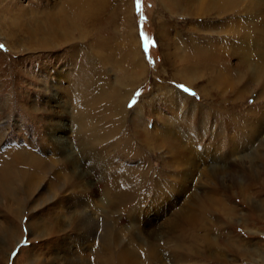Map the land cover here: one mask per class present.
Masks as SVG:
<instances>
[{"label":"rangeland","instance_id":"374dc122","mask_svg":"<svg viewBox=\"0 0 264 264\" xmlns=\"http://www.w3.org/2000/svg\"><path fill=\"white\" fill-rule=\"evenodd\" d=\"M57 1L60 5L63 2L0 0V151L16 146L32 149L41 156L47 134L44 132L53 130L59 118L69 131L64 146L69 144L73 154L64 152L75 158L81 169V131L73 115L89 113L85 126L90 128L92 144L105 155L107 179L106 191L93 200L111 193V183L120 169H134L144 175L140 181L144 186L131 201L124 202L116 213H102L110 228L116 227L112 215L116 216L126 257L147 259L148 255H140L149 248L147 245L154 248L156 244V254L164 264H264V126L253 139H248L249 132L259 128V122L243 126L246 118L242 117L243 121L225 124L234 115L244 116L255 109L259 110V118L264 115V86L251 74L254 68L264 69V0H192L189 4L176 1L181 7L175 11L168 10L159 0H102L101 11L80 28L86 36L80 37L75 31L67 43H52V50L30 48L25 28L35 33L38 28L32 21L42 24V12L52 10ZM164 1L168 4V0ZM20 10L29 13L20 14ZM3 20L15 21L16 32H9L5 24L2 30ZM132 33L139 48L129 51L130 58L125 43L129 44ZM203 51L226 56L228 71L212 65L204 78L196 75L193 87L189 86L177 71L186 67V60ZM74 55L77 56L73 60ZM111 93L126 95L121 104L124 120L116 122L117 130L112 129L118 110L110 104ZM54 100L62 103L66 118ZM30 117H34L36 126ZM134 122L138 124L135 129L139 136L150 135L151 143L144 145L142 138H135L131 126ZM117 132L124 140L132 136L135 147L142 152L132 156L126 148L121 149ZM161 135L168 141L154 146V137ZM228 138L230 144H226ZM171 149L178 150L183 158L173 160ZM61 170L72 178L70 184L56 190V198L62 203L58 200V204L41 207V193L30 198L18 195L10 200L0 196V264L66 261L68 249L63 247L68 246L66 241L78 238L77 222L81 216L64 213L70 207L65 197L79 201L85 181L68 165ZM178 171L185 176L182 182L175 180ZM51 177L48 174L44 183ZM91 178L96 181L93 171ZM187 178L190 179L186 183ZM17 204L23 207L15 215L18 219L12 212ZM183 209L203 219L204 229L197 231L196 241L187 239L182 243L179 232L173 234L170 230L169 222L176 220L177 212ZM85 211L93 219L100 215V211ZM51 212L54 217L59 215L62 229L50 227L53 220L47 218ZM69 217H75L72 225ZM37 221H43L50 230L45 234L31 230ZM2 228L12 229V240H7ZM156 234L158 243L154 241ZM204 237L212 240L215 247L206 246L210 243H204ZM176 246L187 252L183 261L179 256L172 259L169 254ZM79 248L77 253L81 252Z\"/></svg>","mask_w":264,"mask_h":264},{"label":"bare ground","instance_id":"6f19581e","mask_svg":"<svg viewBox=\"0 0 264 264\" xmlns=\"http://www.w3.org/2000/svg\"><path fill=\"white\" fill-rule=\"evenodd\" d=\"M53 1H55V0H53ZM159 1H161V4L164 7H166L168 10L171 9V10L175 11L179 7H181L177 4L178 2H184L185 4H189V2L192 0H168V4L165 3L164 0H159ZM176 1H177V3H176ZM103 5H104V2H102V0H63L61 5L59 4V2L57 4L52 5L53 6L52 10L45 12L46 10L43 8L45 10L41 14V16H43V18L45 19L43 21V23L40 24L37 21H32L35 28L36 29L38 28L37 31H35V33H33V32H31L30 29L28 30L25 28V30H24L26 32V36L29 38L30 48H33L35 50H40V49L43 50V49L51 48V50H52L53 49L52 43H57V42L62 43V44H63V42L67 43L68 40H70L72 38L71 37L72 33H74L75 31H77L79 33V35L81 34L80 37L86 36L83 34L84 32H82L80 29L82 26H85L82 24L83 23L84 24L89 23L90 20L92 19V17H94V15L96 13L101 11V7H103ZM212 7H214V4ZM25 12H26V14L29 13L26 10H24V12L22 10H20L19 13L23 14ZM181 12L182 11H180V13ZM220 12H222V10H220ZM263 18H264V16H263ZM28 19L31 21V18H28ZM10 20L9 21L3 20V22H1L2 30H3V26L5 24L7 26V30H9V32H16V30H15L16 22L10 21ZM38 21H40V20H38ZM262 21H263V19H262ZM159 34H160V36L162 35L160 32H159ZM129 36H130V34H129ZM5 42L7 45H9L7 41H5ZM123 46H124V44H123ZM138 48H139L138 42L134 39V35L132 33L129 44L125 43V50H126L127 55H129V57L131 58L129 51L133 50V49L137 50ZM30 51H31V49H30ZM220 54H222V53H214V52L211 53L208 51L207 52L203 51L202 53L200 52V54H197L194 59L191 58V59L186 60L185 61L186 67L184 65V68L179 72L177 71V73L179 76H181V78H183L184 83H186L187 85L192 86V87L194 84L193 78L198 74H200V76L202 78H204L206 71L210 70L212 68V65L220 66L222 69L226 70L225 73H227L228 70H227V65H226L227 64L226 56L221 57ZM76 56L77 55H74V58H72V59L74 60ZM71 57H72V54L70 55V58ZM191 60H195L197 63L195 64ZM172 62L174 63L173 60H172ZM88 63H89V61H88ZM129 65H133V64L130 63ZM173 66H174V64H173ZM198 67H200V68H198ZM141 68L144 71L142 66H141ZM193 71H195L194 76L190 77L189 75L191 73H193ZM251 74L253 76L259 78L262 82V85L264 86V69L260 70L258 68H254L253 71L251 72ZM119 80H121V78H119L118 81ZM228 80H229V76L226 77V81H228ZM213 81H214V78L211 80V82H213ZM220 82H224V81L220 78ZM117 89H120V88H117ZM201 93L203 96H205L204 90H203V92L201 91ZM68 94L69 93L67 92L66 95L68 96ZM231 94L235 95V92L231 93ZM129 95L130 94H128L127 96H129ZM110 96H111V103L110 104L115 106L116 109L118 110V115L114 119L115 126L112 127V129L117 130L116 125L119 123V120H122V118L124 120V117H123L124 111L122 109L121 104L123 103V100L126 98V95L122 93V94L117 96L114 93H111ZM54 101L57 104V106L60 108V110L62 107V112H63L62 116H63V118H66V117H64V112L66 113V109L64 108L62 103L61 102L59 103L57 100H54ZM224 101H225V99H224ZM5 106H6V104H5ZM55 107L56 106H54V108ZM58 107H57V109H58ZM75 110L80 112L78 109H75ZM257 111H259V110L255 109L254 111L248 112V114H244V116H242L243 114L241 116L240 115H234V118L229 119V121L227 120L228 122H225V124L227 126H230L231 124H235L237 119L243 121L244 118H246V121L242 122L241 125H243V126L254 125L255 123L259 122V124H260L259 128L258 129L253 128V131L249 132V134L247 136L248 139H250V138L253 139V137L255 136V132H258V130L264 126V115H262L259 118V116L256 113ZM36 113H38V112H36ZM60 113H58V114H60ZM73 116H74V118L73 117H71V118H73V120L75 121V123L79 127V130L81 131L80 132V136H81L80 142H82V147L79 151L80 152L79 155L83 158L82 159L83 164H82V166H80L81 169H78L77 160L75 158L71 157V155H67L64 152V151H66L70 154H73V152L70 150L71 147L69 148V144L64 146V144H67L64 142H66V140H68V138H69V136H68L69 131H67L68 128L65 126L64 121H60V119L57 118L56 125L54 126V129L53 130L51 129V131H49V132H44L47 134H46V141L43 139L44 145L42 146L43 148L41 151L42 152L41 156L37 155L35 152H32L31 151L32 149H28V148L27 149L26 148L19 149L16 146L14 147V149L11 147L12 149L10 151H3V152L0 151V196L4 199L7 198L8 200H10V199L17 198L18 195H24V197L30 198V197L35 196L36 193H41V195H44V197L42 198L39 206L42 207L43 205L58 204V200L60 198L57 200L58 197L56 198V196H57L56 190L57 189L61 190L62 186L68 185L72 181L71 176L68 177V175H65V172L62 171L63 169L61 170V167H64V165H68L72 169L73 172H74L73 169L77 170V172L79 174L78 178L85 181V182H84V185L82 187L83 188L82 191L80 190L82 192L81 194H83V196H79V201H76L75 197L72 200L71 199L72 196L71 197H67V196L65 197V199L68 201V202H66V204L67 205L70 204L69 205L70 207L68 208L67 211H64V213H66V214L71 213L72 214V212H75L81 216V219L79 222H77L78 223V229H79V233H77L78 238L77 239L72 238V240L66 241V243L68 242V246H67L68 248L63 247L65 250L68 249V251H67L68 253L65 255L66 261H64V264H153L152 263L153 261H156L158 264H162L164 260H160L158 258L157 254H156V250H157L156 244L154 245V248L152 246L147 245L149 248L143 254L140 255V256L148 255L147 259L138 260L135 256H130V258L126 257V255L124 254V251L121 249L122 238H121L120 233L117 231V219L115 218L116 216L112 215L114 221L116 222V227L110 228L108 226L107 216L105 217L102 214V213L105 214L108 212L116 213V212H118V210L122 209L121 207H123L125 205L124 202L131 201V199H133L135 197L134 196L135 193L140 191L142 189V187L144 186L143 184L140 183V181L144 179L143 173L138 175L137 172L134 171V169L133 170H131V169H127V170L120 169L118 177L111 183V189H110L111 193L110 192H107L106 194L104 193V197L102 199L93 200V197L97 196L98 193H102V192L106 191V187H107V179H106V174H105L106 170H104V168H103L106 165V158H105L103 151L99 147H96L92 144V136H91V133H89L90 128H87L85 126V120L84 119L85 118L89 119L90 114L81 111L79 115H77V116L73 115ZM245 116H247V117H245ZM34 117H30V118H32V122H34L35 123L34 125L36 126V122L33 120ZM242 117H244V118H242ZM51 122H50V124H51ZM116 122H118V123H116ZM239 123H241V122H239ZM137 125L138 124L135 122L133 123V125H131V126H133V128H132L133 132L132 133L134 134L135 138L136 139L142 138L143 140H141V143H143L144 145L149 143V142L151 143L152 137H150V135L145 134V136H144L141 133V136H139V134L137 133V131L135 129V127ZM243 126H241V127H243ZM117 135L122 140L121 149L126 148L127 151L129 152V154L132 156H137L139 152H142L141 148L138 149L137 147H135V144L132 141V139H134V138L132 136H130L131 139L124 140L123 136L119 135L118 132H117ZM154 139H155V141H153V144L156 147H160L161 146L160 144H165L168 141L162 135L158 138L154 137ZM156 139H158L159 142H157L158 140H156ZM230 139L231 138L226 139L227 140L226 144L228 142H229V144L231 143ZM58 142H62L63 145L59 146ZM261 142L263 143V146H264V141H261ZM170 153L172 156L171 158L175 161H178V159L183 158V155L178 150L171 149L169 151V154ZM76 158H78V157H76ZM165 163H166V161H165ZM166 167H167V165H166ZM91 171H93V174L96 175V181L92 180ZM50 172H52V173H50ZM178 172H179V175L177 176V178L175 180L177 182L184 181L183 179L181 180V178H184L185 176L182 175L180 171H178ZM205 172H207V171H205ZM204 173H202V174H204ZM48 174L52 175V177L50 179H47L48 181H46V183H44V181H45L44 179L47 178ZM207 175H208V172H207ZM216 175L217 174L215 171V176ZM88 176H89V180L86 181V178ZM230 176H231V174H230ZM233 176H234V174L232 173V177ZM210 177H211V175H210ZM187 179H186V183H187V181H189L190 178H187ZM231 180L233 181L234 178H231ZM210 184H212V183H210ZM157 185H159V184H157ZM181 185L182 186L180 189H183L184 182ZM67 188H69V186H67ZM70 188L72 190H74L73 187H70ZM164 190H165V188H164ZM165 193H167V192H165ZM89 200L91 201V204L89 203ZM17 201H19V200H17ZM59 202L62 203L63 200H59ZM9 203H8V205H10ZM20 205L21 204H17L18 208L12 209L14 216L15 215L17 216L21 212V210L23 209V207ZM199 205H201V204H199ZM55 206H57V205H55ZM5 210H7V209H5ZM8 210H10V209H8ZM58 210L61 211L60 212V214H61L62 209L59 208ZM85 210H89L91 212L92 211H97V212L100 211V215H98V219H93L90 217V215H89L90 213H87ZM50 211L53 212V210H50ZM52 212L47 218L49 220H53V223L50 224V227L51 228H58L59 230L62 229L63 223L58 221V220H60L59 215L54 217ZM56 215H57V213H56ZM175 217H176V220L169 222V226L171 225L170 230L172 231L173 234H176V232H179L180 237L178 240L182 243H185L187 241V239H190L192 241H196V237H197V233H198L197 231L200 229L201 230L204 229V227L202 226L203 225L202 224V222H203L202 217L194 215L193 213H190L189 210H186V209L179 210ZM16 218L18 219V217H16ZM36 219H38V218H36ZM74 220H75V217H71V218L69 217V219H68L69 225H72ZM66 225L67 224L65 223V226ZM35 226L33 225L31 230H36V232H38L37 230H40V233H42V234L43 233L45 234L48 230H50V229H48V227L46 228L43 221L42 222H39V221L35 222ZM42 227H44V228H42ZM3 229L4 228H2V230ZM3 231H4L3 235L7 238V240L8 241L12 240L13 235H15L13 233L12 229L10 231V229L7 228V229H4ZM76 231H78V230H76ZM187 233H191V234L187 235ZM30 234H32V233H30ZM158 234H156L157 239L154 238V241H156V243H158L160 241L159 240L160 238L158 239ZM202 241L204 243H210L206 246H209L212 248L215 247V243L206 237H204L202 239ZM66 243H64V244H66ZM69 245H73V247L69 246ZM141 245H143V244H141ZM77 247L78 248L81 247V249L79 248L81 251V252L79 251L80 253H77V250H76ZM73 248H74V251H73ZM251 251H252V253H255V251H253V250H251ZM170 252H169V254L171 255L172 259L175 258L176 256H179L181 261H183L184 255H185L184 258L188 257L187 252H185L180 246L173 247L170 250ZM182 252H183V254H182ZM249 252H250V250L247 251V253H249ZM244 253H246V252H244ZM166 254H167V252H166ZM136 256H139L138 253H136Z\"/></svg>","mask_w":264,"mask_h":264},{"label":"snow or ice","instance_id":"6c2138e0","mask_svg":"<svg viewBox=\"0 0 264 264\" xmlns=\"http://www.w3.org/2000/svg\"><path fill=\"white\" fill-rule=\"evenodd\" d=\"M147 48V45H145V49ZM185 92H188V89L187 88H184L183 89ZM15 255V254H14Z\"/></svg>","mask_w":264,"mask_h":264}]
</instances>
